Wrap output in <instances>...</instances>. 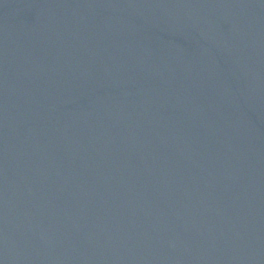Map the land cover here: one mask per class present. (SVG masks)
Listing matches in <instances>:
<instances>
[{
	"label": "water",
	"instance_id": "water-1",
	"mask_svg": "<svg viewBox=\"0 0 264 264\" xmlns=\"http://www.w3.org/2000/svg\"><path fill=\"white\" fill-rule=\"evenodd\" d=\"M0 264H264V0H0Z\"/></svg>",
	"mask_w": 264,
	"mask_h": 264
}]
</instances>
